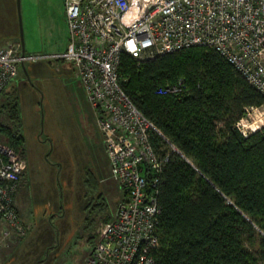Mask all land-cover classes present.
I'll return each instance as SVG.
<instances>
[{"label": "built area", "instance_id": "built-area-1", "mask_svg": "<svg viewBox=\"0 0 264 264\" xmlns=\"http://www.w3.org/2000/svg\"><path fill=\"white\" fill-rule=\"evenodd\" d=\"M63 9L65 49L31 58L71 63L102 132L110 174L123 193L80 264H155L158 187L169 152H157L154 134L179 151L123 91L121 56L142 61L194 46L212 48L264 97V0H63ZM25 58L18 42L0 47V94ZM183 88L179 79L157 87L155 93ZM245 121L242 116L235 122L244 137L264 126L251 127ZM2 139L0 247L11 234L27 230L14 204L25 161Z\"/></svg>", "mask_w": 264, "mask_h": 264}, {"label": "trees", "instance_id": "trees-1", "mask_svg": "<svg viewBox=\"0 0 264 264\" xmlns=\"http://www.w3.org/2000/svg\"><path fill=\"white\" fill-rule=\"evenodd\" d=\"M118 74L132 103L179 151L154 134L157 152H169L158 187L155 264H264V126L246 137L235 127L264 97L203 46L142 61L124 54ZM179 79L180 92L155 93ZM19 130L16 95L6 87L0 135L23 158Z\"/></svg>", "mask_w": 264, "mask_h": 264}, {"label": "rangeland", "instance_id": "rangeland-1", "mask_svg": "<svg viewBox=\"0 0 264 264\" xmlns=\"http://www.w3.org/2000/svg\"><path fill=\"white\" fill-rule=\"evenodd\" d=\"M14 7L27 57L18 63L19 78L25 74L27 62L40 60L52 70L49 77L60 79L62 76L54 74L49 58L35 59L31 55L62 51L65 41L63 0H14ZM0 47L4 46L0 44ZM71 73L67 87L59 82L61 89L51 94V102L45 104L38 94L36 105L31 109L27 131L33 159L36 216L31 217L26 212L25 205L32 204V199L24 176L14 194V204L27 230L18 236L21 238L11 234V240L0 247V264L16 250L6 264H80L97 243L105 222L121 198L115 182L101 181L109 172L106 152L100 135L93 132L96 127L91 111L83 104L85 93L77 86L75 71ZM27 78L33 86V78ZM263 110L262 106L247 107L243 116L247 119L245 124L261 126ZM84 114L86 125L83 124ZM49 204L51 212L55 209L56 212L44 217L42 211L47 210Z\"/></svg>", "mask_w": 264, "mask_h": 264}, {"label": "crops", "instance_id": "crops-1", "mask_svg": "<svg viewBox=\"0 0 264 264\" xmlns=\"http://www.w3.org/2000/svg\"><path fill=\"white\" fill-rule=\"evenodd\" d=\"M63 12H64V9H63ZM64 28H65L64 29L65 41L63 43L62 50L65 49L67 38H68V31H67V26L65 23V18H64ZM11 42L12 43L18 42L20 44V47H21V52L24 55H26L25 48H24L25 46H24L23 37H22V31H21V24L19 22V16L17 14V10L14 7V0H0V44H1V46L5 47V46L10 45ZM54 51H56V50H54ZM51 53H49V54H51ZM48 61H49L50 65L53 66V68L55 70L54 74L55 75L59 74L62 76V77L60 76L61 77L60 79L54 78V77H49V75L52 72L50 67H48V65H46L43 61L35 60V61H31V63L27 62L26 66H25V70H24V72H25L24 75L27 74V76L24 77L25 79L22 78L24 75L21 78H19L18 67H17L16 77L7 86V88H11L14 91V93L16 95V99H17V107H18V115H19V123H20L19 132L22 135L23 142H24L23 159L25 162H24L23 177L25 176V178H27L28 187H30V189H29L30 197L29 198L32 199L31 200L32 204L30 203V205H25V208H26V212H28L27 214H29L31 217L36 216V211H35V207H34L35 197H34V189H33V183H34L33 179L34 178L32 176L33 175V159L31 158V153H30L29 147H28L29 137H28V131H27V127L29 126V120L31 119V109L33 110L34 106L36 105V99H37L38 94L40 95L42 102H44L45 104L48 102H51V94L53 95V94L57 93L59 91V89H61V84L59 82L62 83L64 88L67 87V85H68L67 77L72 74L71 73L72 71L74 72V69H73V66L71 65V63L64 61L63 59H50ZM62 62H64V63H62ZM27 77L33 78V82H34L33 86H31L29 84V80ZM75 79H76L75 81H77V83H78L77 86L82 89L81 83H80L77 76L75 77ZM69 93H72V91L70 90ZM83 104L91 111V114H92L93 119H94V124L96 127L95 131H93V132H95V134L97 133L100 135L101 146L103 148L102 132L98 128L94 110L89 105V103L86 99V96H85V98L83 96ZM88 115L90 116V114H88ZM83 116H84L83 117V124L86 125L87 124L86 115L84 114ZM103 150H104V148H103ZM106 158H107V156H106ZM107 164L109 166L108 159H107ZM108 179H111L113 182H115L117 184L118 189H119L117 181L110 174V170H109L108 174H106L104 176V178H101V181L103 182V181H106ZM31 188L33 189L32 191H31ZM25 194H26V192H25ZM122 197H123V193L121 192V198L118 200V202L122 199ZM86 204H87V202H86ZM86 204H85V206H86ZM51 209H52L51 204H49L47 210L43 209V211H42L43 216L44 217L47 216V214H49L51 212ZM17 210H18V213L20 216L21 212L19 211L18 208H17ZM54 212H56V209L54 210ZM54 212H51V213H54ZM20 218H21V216H20ZM27 224H30V223L27 222ZM30 228H31V225L29 226V229ZM16 252H17V250L15 252H13L12 255H15ZM12 255L9 256L10 258L8 257V260L5 261L4 264H6L7 262L10 261Z\"/></svg>", "mask_w": 264, "mask_h": 264}]
</instances>
